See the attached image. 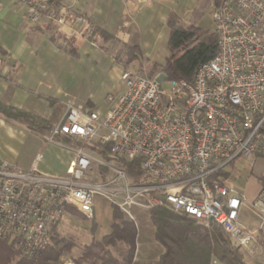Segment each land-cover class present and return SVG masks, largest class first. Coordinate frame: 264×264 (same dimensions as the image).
I'll return each mask as SVG.
<instances>
[{
	"label": "built area",
	"instance_id": "obj_1",
	"mask_svg": "<svg viewBox=\"0 0 264 264\" xmlns=\"http://www.w3.org/2000/svg\"><path fill=\"white\" fill-rule=\"evenodd\" d=\"M12 3L33 27L49 21L56 36L94 35L91 15L65 0ZM211 18L217 54L198 67L191 83L126 70L105 112L66 107L44 137L71 152L64 175L42 172L41 154L27 170L0 159V239L18 258L33 260L52 248L68 210L93 220L98 198L130 221L136 222V209L165 208L206 228L215 223L241 249L257 243L259 234L240 225L246 196L231 181L230 168L264 160V0H223ZM95 145L109 146L111 161L93 152ZM117 160L136 161L141 182L132 184ZM254 207L264 225V194ZM210 264L221 263L213 258Z\"/></svg>",
	"mask_w": 264,
	"mask_h": 264
},
{
	"label": "crops",
	"instance_id": "obj_2",
	"mask_svg": "<svg viewBox=\"0 0 264 264\" xmlns=\"http://www.w3.org/2000/svg\"><path fill=\"white\" fill-rule=\"evenodd\" d=\"M199 1L152 0L139 4L131 0H65V4L92 17L94 35L81 40L54 35L49 21L33 27L24 18L22 8L12 0H0V102L53 125L61 120L68 105L105 112L108 95L122 89L120 77L124 71L147 77H151L148 73H162L161 68L171 56L169 19L175 18L184 26L197 24ZM101 32L110 38L104 39ZM117 85L121 88L116 92ZM101 101L104 106L99 109ZM40 154L43 160L39 168L47 174L64 175L72 159L67 148L48 143L43 135L0 117V159L27 170ZM230 172L231 181L246 196L240 225L260 235L264 228L254 204L264 194V160L252 168L236 163ZM245 207H250L252 215L244 211ZM134 212L142 221L141 232L145 234L143 249L138 238L135 260L153 263L164 249L154 239L149 212ZM111 226L112 220L110 232L92 236V241H102L110 235Z\"/></svg>",
	"mask_w": 264,
	"mask_h": 264
},
{
	"label": "trees",
	"instance_id": "obj_3",
	"mask_svg": "<svg viewBox=\"0 0 264 264\" xmlns=\"http://www.w3.org/2000/svg\"><path fill=\"white\" fill-rule=\"evenodd\" d=\"M213 1L217 6L223 2ZM168 23L171 28L168 43L171 56L161 68L162 73L166 81L185 80L191 83L198 67L215 58L217 36L214 31L195 23L184 26L175 18H170ZM101 35L104 39L110 38L105 32H101ZM0 117L24 125L43 137L49 135L54 128L49 121L2 102ZM58 141L76 146L67 138L59 137ZM91 150L105 161H111L109 146L95 145ZM117 163L127 169L132 184L141 182L142 174L136 161L117 160ZM101 172L105 174L102 169ZM262 183L264 185V179ZM149 216L154 227V239L164 249L157 261L141 263L135 260L139 238L136 222L125 220L123 212L113 206L111 234L102 241H92L86 245L74 259L75 264H210L213 258L221 264H246L231 237L215 223L206 228L192 217L179 215L165 208H154L149 211ZM58 234L56 227L54 246L33 260L18 258L17 252L9 243L0 239V264H60L61 257L75 246L65 239H58ZM258 237H261L264 248V232Z\"/></svg>",
	"mask_w": 264,
	"mask_h": 264
},
{
	"label": "rangeland",
	"instance_id": "obj_4",
	"mask_svg": "<svg viewBox=\"0 0 264 264\" xmlns=\"http://www.w3.org/2000/svg\"><path fill=\"white\" fill-rule=\"evenodd\" d=\"M213 0H200L199 3L201 6L196 7V14L195 16L198 17L197 24L201 26L202 28L206 30L214 31V22L211 18L212 11L215 7H217V4L213 3ZM157 74V72L148 73L149 76L153 77ZM121 88L120 85H117L115 88V91L117 92ZM115 93V92H114ZM100 102V101H99ZM104 106L103 101H101L99 109H102ZM89 108V107H88ZM256 167V170H259V168ZM99 200L95 204L94 208V219L89 220L85 217H83L80 214L72 215L73 213L71 210H68V213L65 215L62 222H64L62 225L58 226V239H65L68 243L71 242L75 247L68 253H65L61 259L60 264H75L74 259L77 258L84 247L88 245L92 239V236L95 237H101L105 234H108L110 232V223L112 220V209L113 206L106 202L102 198H98ZM250 207H245L244 211L246 213L252 215L249 210ZM145 214H148V212L143 211ZM135 213V212H134ZM136 216V215H135ZM76 217L74 221H67L71 220L70 218ZM125 220H128V218L124 215ZM137 218V225L139 230V242H140V248L143 249L145 245V234L144 232H141L142 227H144L143 223L139 218ZM130 221V220H128ZM259 222L263 225V222L261 218H259ZM147 223L150 227V222L147 218ZM144 236H143V235ZM261 237H258L257 243H254L252 248L250 250H244L241 248H237L240 252L243 261L246 264H264V248L261 243ZM237 247V246H236ZM163 248V247H162ZM115 254V253H114Z\"/></svg>",
	"mask_w": 264,
	"mask_h": 264
}]
</instances>
